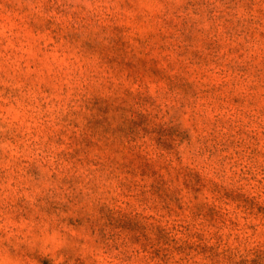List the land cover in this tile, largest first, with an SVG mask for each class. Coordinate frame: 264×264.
Masks as SVG:
<instances>
[{"label": "rangeland", "instance_id": "obj_1", "mask_svg": "<svg viewBox=\"0 0 264 264\" xmlns=\"http://www.w3.org/2000/svg\"><path fill=\"white\" fill-rule=\"evenodd\" d=\"M0 264H264V0H0Z\"/></svg>", "mask_w": 264, "mask_h": 264}]
</instances>
